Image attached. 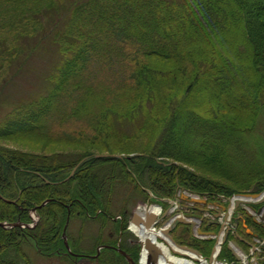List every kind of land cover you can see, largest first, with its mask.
<instances>
[{
    "label": "trees",
    "instance_id": "trees-1",
    "mask_svg": "<svg viewBox=\"0 0 264 264\" xmlns=\"http://www.w3.org/2000/svg\"><path fill=\"white\" fill-rule=\"evenodd\" d=\"M62 10L65 22L41 17ZM38 31L33 48L53 38L61 61L46 94L0 124V224H32L33 209L39 220L33 228L0 225V264H19L10 252L29 264L30 241L48 259H76L63 233L70 251L85 255L70 235L76 221L80 233L86 222L100 224L88 255L107 247L95 264H128L114 249L120 233L121 250L137 262L131 195L167 201L184 191L216 203L264 190V169L231 170L234 152L248 149L264 123V0H0V63L18 54L4 38L16 45ZM102 71L105 80L97 79ZM75 123L85 129L64 128ZM105 154L113 156L96 157ZM118 189L127 202L114 220ZM248 226L264 239L262 226ZM238 230L252 239L242 224ZM171 236L205 257L214 243L180 223ZM228 256L223 248L219 259Z\"/></svg>",
    "mask_w": 264,
    "mask_h": 264
},
{
    "label": "rangeland",
    "instance_id": "rangeland-1",
    "mask_svg": "<svg viewBox=\"0 0 264 264\" xmlns=\"http://www.w3.org/2000/svg\"><path fill=\"white\" fill-rule=\"evenodd\" d=\"M65 4H67V2H65ZM64 13L65 11L63 10L61 12L45 11L41 14V17L43 18V21L46 22V18H49L50 14L52 18L54 15V18L58 16L59 19H61L63 16L66 15V14L64 15ZM65 18H62L63 21L64 20L66 21L69 18V16L66 15ZM63 21L61 20V24H60V28H62L61 30H64L63 24L65 21L64 22ZM40 34L41 32L38 31L37 33L34 34L35 38L34 36H32V37H27L26 39H20L19 42L16 43V45H10L11 41L9 37L4 38L5 41L4 43L7 45V49L8 50L13 49V51L15 52V49L18 48V50H16L18 51V54L15 56L14 60L0 63V124L5 122L9 118L13 110L21 107L24 104L25 105L29 104L37 100L41 96H44L47 90L49 89L50 83L48 79L54 73L56 67L59 65L61 60L59 57L60 54L58 50V45L53 42V38H51L49 41L44 40L36 48H33V44L35 42L34 40H36V38ZM130 49L132 48L130 47ZM107 77L108 76L103 71L98 72L97 79L105 80ZM260 125L261 128L257 130L258 135L256 136V138H253V140L250 141L249 148L244 149L243 151H239L237 153L234 152L233 158L234 160H237L238 163H236V166L232 164L231 170H233L234 168L236 172L242 173L244 170L245 171L248 170L249 167H251L252 170L256 168L264 169V154L261 153L264 152V123H262L261 121ZM72 127L75 129H83V130L85 129L84 125L81 123H75L72 124V126L66 125L64 128L69 129ZM118 128L120 131L126 133L130 131L128 127H124L123 125L120 124ZM115 146H120L118 141L115 142ZM250 150L256 151V154L252 155ZM130 188L132 187L130 186ZM151 199L154 198H152L150 193H149V199L145 201H143L141 197L137 198L136 195H131L129 197L128 202L129 203H132L133 201L134 202L130 205V213L132 212L134 213L137 207L160 206L162 208V214H164L165 212L171 211V207L170 208L168 207L169 203L171 201H177L175 199L163 201L159 198L151 201ZM177 199L179 201L186 200L184 196ZM125 202H127L125 191L123 189L120 190L118 189V191L114 195L113 206L111 209V212L114 214L115 217L113 219L118 218V216L124 210V208L126 207ZM163 202H165V204L167 203L168 206L162 204ZM179 209L180 211L185 212V209H190V207H188L187 205L184 206L179 205ZM35 218L36 217H34V219ZM70 224H71L69 228L70 235L74 240L79 241L81 239L82 242L80 244V248L82 249V251H84L83 253H85V255L93 253V249L95 248V245L98 240L97 236L99 233V226H100L99 222H93V221L86 222L84 226H82L81 233L79 232L81 228V222L76 221V222H71ZM157 228L159 227L157 226ZM249 230H251V228H249ZM178 233H179V229L177 230L176 234ZM79 236L82 237L80 238ZM64 237L66 240H68L65 234ZM115 238H117V240L119 241V236H114V239ZM128 238L129 240L131 239L133 241L135 240L137 241V238L131 232ZM106 239H107V230H104L103 240ZM23 251L29 258L28 259L29 264H79L80 262L78 261L81 260V258L68 259L65 257L66 255H58V254L53 255L52 258L48 259L47 257L42 256L41 254L38 253V251L36 250L35 246H33V243H31V241L28 245H23ZM10 253L11 256L15 257L16 259H19L18 260L19 264H22V261H20V257L17 256L16 253L14 252H10ZM83 261L85 260H82L81 263ZM231 264H236V260L234 257L231 261Z\"/></svg>",
    "mask_w": 264,
    "mask_h": 264
},
{
    "label": "water",
    "instance_id": "water-1",
    "mask_svg": "<svg viewBox=\"0 0 264 264\" xmlns=\"http://www.w3.org/2000/svg\"><path fill=\"white\" fill-rule=\"evenodd\" d=\"M97 158L100 157H112V156H108V155H97ZM73 172L70 174V176L68 178H66L63 182H66L70 179V177H72ZM62 183V182H61ZM243 197H247V198H252V199H258L261 194H245L242 195ZM1 198V196H0ZM187 201L189 203L192 204H202L205 205L207 204V201L205 199H199V198H186ZM8 203H15L16 201H9V200H5ZM264 202V196H262L260 199L256 200L254 203H262ZM250 201L249 200H240V201H236L234 204V209L238 208V206L240 204H249ZM45 204V203H44ZM219 207H221L222 211L225 212V214L223 215L224 219L227 220V217L229 216V214H227V209H229L228 207H222L221 204H217ZM260 213V211L258 212ZM32 215L35 216L36 215V209L32 210ZM164 217V216H163ZM185 218H191V219H199V217L197 216H193V215H184ZM218 218V217H216ZM161 221V218H157V216L153 213H149L146 217V219H141L139 218V216L137 214H134L131 218V225L138 227L141 231H143V233L147 234L149 233V231H153L156 232V228L155 225ZM176 222H181L185 225H189L191 226V230L192 232L194 231V228L196 227V223L193 222L192 220H180L177 217H172L170 218L167 222H165L163 224L162 228H159L157 231L160 232L162 235L166 236L174 245L178 250L172 249L170 247L169 242L163 238V236L160 235H156L155 239L153 240L150 236H146L145 238H142L139 235V245H140V259L143 255V253H145L147 255V263L146 264H161V260H165L167 261V264H177L175 262H169V260H166L165 257V253L163 251V248L161 247V245H166L168 246L169 250L168 252L171 254L172 257L177 258L179 260H183L182 263L179 264H222V262L218 261V256L221 252L222 249V245L225 243L226 238H227V233L229 231V228L224 232L223 237L221 238V240H219V235L221 233V231L223 230L224 226L221 225L220 226V230L217 234V239H216V243L215 246L212 249V254L211 256L206 260L205 258H203L201 256V254H199L198 252H196L195 250H192L188 247L185 246H178L175 244V242L173 241V239L170 236V232L172 230L171 226L172 224L176 223ZM215 223H219L218 221ZM3 227L6 228H12V227H21V228H25L27 226L21 224L20 222H17L13 225L11 224H0ZM234 227L237 228L238 222L237 220H235L234 222ZM29 227H33V226H29ZM131 230V228H130ZM198 234H202V232L198 229L197 230ZM254 237H257V235H253ZM239 238V237H238ZM63 240H64V244L66 249L69 251V246L67 244V240L65 239L64 235H63ZM158 240L160 241V243H158ZM217 244L219 245V247L217 248ZM232 245L236 248L239 249L241 256H239V254H237L235 252V250L228 245L227 249L232 253V255L234 256V258L237 260L238 264H243L242 263V257H246V253L239 247V245L237 244V242L233 241ZM117 251L127 260V262L129 264H135V262L131 259V257L124 251H122L121 249H117ZM141 263V260L138 261V264ZM250 262L248 261V264ZM255 263L257 264L258 261H255Z\"/></svg>",
    "mask_w": 264,
    "mask_h": 264
},
{
    "label": "bare ground",
    "instance_id": "bare-ground-1",
    "mask_svg": "<svg viewBox=\"0 0 264 264\" xmlns=\"http://www.w3.org/2000/svg\"><path fill=\"white\" fill-rule=\"evenodd\" d=\"M151 210H152L153 212H155L156 214L160 212V208H158V207H156V206L152 207ZM143 211H144V209H142V208L139 209V213H140V214H142ZM131 228H132V230H133L137 235H139L141 238H145L146 236H150V237L154 240L155 237H156V235H160V236H162V234H161L160 232H153V231L150 230L149 233L145 234V233H143V231H141L138 227L131 226ZM164 238L169 242L170 247H171L172 249L178 250V249L175 247V245H174V244H173L168 238H166V237H164ZM161 247L163 248V251H164V253H165L166 260H169V262H175V263H177V264L183 262V260H179V259H177V258L172 257V256L170 255V253L168 252V250H167L168 248H167L166 246L164 247L163 245H161ZM145 260H146V256H145V254H143V257H142V264H145ZM161 264H167V261H165V260H161Z\"/></svg>",
    "mask_w": 264,
    "mask_h": 264
},
{
    "label": "flooded vegetation",
    "instance_id": "flooded-vegetation-1",
    "mask_svg": "<svg viewBox=\"0 0 264 264\" xmlns=\"http://www.w3.org/2000/svg\"><path fill=\"white\" fill-rule=\"evenodd\" d=\"M253 191V190H252ZM253 208V210L255 211V213H258L259 211H260V213H259V215L257 216V214H256V217H257V222L260 224V226H263V224H264V203H262L261 205H258V206H253L252 207ZM240 218H239V220H238V222H239V224H241V221L243 220L244 222H245V224L246 225H248L249 223H254V224H256V222H255V220H254V218H253V216L252 215H250V214H246V212H243V213H240V216H239ZM241 226V225H240ZM239 229V226H238V228H237V232L239 231L238 230ZM95 255H91V256H89L88 258H81V260L80 261H78V262H80L81 263V261L82 260H85V261H83L81 264H95L94 263V260L97 258H93ZM88 260V261H87ZM77 263V262H76ZM79 263V264H80Z\"/></svg>",
    "mask_w": 264,
    "mask_h": 264
}]
</instances>
